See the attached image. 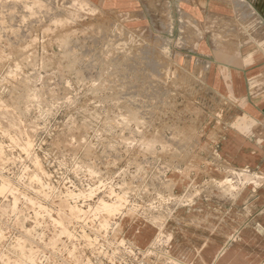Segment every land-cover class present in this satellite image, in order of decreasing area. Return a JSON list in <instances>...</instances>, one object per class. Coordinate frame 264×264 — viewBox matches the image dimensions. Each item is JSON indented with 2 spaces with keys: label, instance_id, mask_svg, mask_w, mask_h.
Masks as SVG:
<instances>
[{
  "label": "rangeland",
  "instance_id": "obj_1",
  "mask_svg": "<svg viewBox=\"0 0 264 264\" xmlns=\"http://www.w3.org/2000/svg\"><path fill=\"white\" fill-rule=\"evenodd\" d=\"M126 27L83 0H0V264H185L165 222L240 189L203 180V90Z\"/></svg>",
  "mask_w": 264,
  "mask_h": 264
},
{
  "label": "crops",
  "instance_id": "obj_2",
  "mask_svg": "<svg viewBox=\"0 0 264 264\" xmlns=\"http://www.w3.org/2000/svg\"><path fill=\"white\" fill-rule=\"evenodd\" d=\"M83 1L122 13L128 30L167 46L194 80L190 90H203L191 96L206 116L203 180L240 186L176 210L164 224L171 255L185 264H264V0Z\"/></svg>",
  "mask_w": 264,
  "mask_h": 264
},
{
  "label": "built area",
  "instance_id": "obj_3",
  "mask_svg": "<svg viewBox=\"0 0 264 264\" xmlns=\"http://www.w3.org/2000/svg\"><path fill=\"white\" fill-rule=\"evenodd\" d=\"M149 264H154V263H149ZM165 264H170V263H165ZM171 264H173V263L171 262Z\"/></svg>",
  "mask_w": 264,
  "mask_h": 264
}]
</instances>
